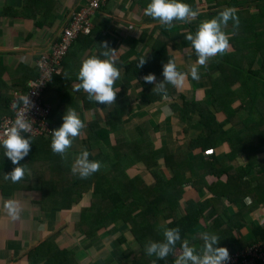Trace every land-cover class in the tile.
<instances>
[{
	"label": "crops",
	"instance_id": "crops-1",
	"mask_svg": "<svg viewBox=\"0 0 264 264\" xmlns=\"http://www.w3.org/2000/svg\"><path fill=\"white\" fill-rule=\"evenodd\" d=\"M83 4L84 0H0V120L11 113V96L14 93L22 96L29 81L37 76L35 62L38 57L58 39L70 13ZM156 25L144 19L142 10L134 6L132 0H111L93 19L92 35L79 36L71 45L62 60L60 73L53 76L43 93V101L51 110L50 123L55 129L63 123L62 117L68 107L75 109L85 124L80 136L68 149L66 161L52 153L49 137L31 138V150L20 161L29 173L19 183H12L5 181L3 175L17 165H13L0 148V197L3 200L15 199L22 207L20 219L12 221L3 208V200H0V264H134L141 244L132 238L130 224L122 225L121 221H115V231L103 230L92 237L76 229L84 209L97 200L96 207L98 204L101 206L100 193L91 194L83 202L78 200L71 209H51L52 196L46 204L47 209H42L39 204L41 188L51 187L53 193L57 188L67 187L72 174L71 164L82 149H87L94 159L101 157L105 160L104 174L101 175L100 169L96 172V181L91 177L87 182L109 194H118L120 189L125 201L132 204L130 210H133L135 218L145 210L146 203L155 202V191L146 192L156 183L154 174L166 180L175 176L173 182H167L170 190L158 195L162 202L160 211H167L168 203L180 202L181 205L175 207L180 217L184 214L185 202L194 200L198 203L209 197L206 186L211 184L212 178L203 180L202 191L206 194L198 195L191 181L198 183L202 173L193 168L197 177H190L191 172L186 173L185 167L179 163L185 157L199 154V148L194 150L190 147L200 132L198 116L188 118L184 113V121L178 114L182 112L179 107L184 104L182 96L208 106L216 103L213 95L206 96L208 78L196 80L194 85L187 76L190 96L181 90L182 86L166 85L167 94L158 96L151 88L150 103L143 99L142 85L129 74L126 64H117L124 53L129 52L127 47L132 38L153 44L155 40L149 33ZM169 30L171 37L177 28L171 26ZM169 41L171 46L178 48L177 40ZM103 42L116 50L115 65L121 70V77L115 85L119 91L111 107L89 101L84 91H73V85L78 82L76 73L81 60L93 54L99 55V46ZM172 56L184 58L176 65L178 71L187 73L185 70L187 64L194 61L193 55L174 50ZM235 88L237 102L234 107L249 105L252 101L245 97L243 85L237 83ZM255 101V113L262 112L263 100L257 98ZM227 113L230 115V111ZM241 113L244 114L243 111ZM110 118L113 119L108 123ZM232 118L247 122V118H240L238 114ZM251 123L257 128L235 134V158L227 159L226 155L232 149L228 142H225V147L216 149L221 161L223 185V188L217 187L220 211L218 216H210L211 211H208L206 221L192 228L190 235L196 236L197 241H189L197 248L202 245V240H199L202 232L217 235L220 240L215 246L227 248L229 254L264 240V231L258 228L264 227V118H253ZM243 126L242 122L238 124L239 129ZM140 128H143L142 135L138 131ZM106 130L110 132L109 136L104 133ZM151 146L155 147V153L157 149L162 150V156L168 160L162 156H159V161L148 156L137 159V154L145 156L144 150H151ZM243 172L249 173L243 177ZM224 194L230 195L232 200ZM104 207L109 209L106 226H110L115 206L109 203L106 207L105 202ZM167 223H155V230L151 234L146 233V240L162 241V227H167L164 226ZM83 227L90 230L91 224L85 223ZM159 232L161 235L154 239L152 236L159 235ZM122 237L124 242H120ZM178 254H174V260Z\"/></svg>",
	"mask_w": 264,
	"mask_h": 264
},
{
	"label": "trees",
	"instance_id": "trees-1",
	"mask_svg": "<svg viewBox=\"0 0 264 264\" xmlns=\"http://www.w3.org/2000/svg\"><path fill=\"white\" fill-rule=\"evenodd\" d=\"M103 1L104 2L101 3V8L99 9L98 14H100V10L111 0ZM149 2L150 0H132V4L138 9H141L142 12ZM183 2L189 4L193 10L199 12V15L195 20L190 23L174 21L172 26H176L177 31L170 37V27H162L158 21L145 16L143 12L146 21L158 24L149 33L152 40H155L154 43L149 44L148 41L144 42L143 39L139 40L132 38L129 47H127V51L129 52L124 53L121 61H118L117 64L119 65L121 62L126 64L129 74L132 75L136 81H140V84L142 85L143 99L146 102L151 103L152 100L148 99L150 94L149 90L151 88L153 89L155 85L146 83L142 77L148 74H154L156 82H162L164 79L162 75L163 65L166 64L169 59L174 60L175 63L184 59L183 57L182 59L172 58V51L174 50L189 52L193 55L192 59L194 61L187 64V70H185L188 73L197 57L190 43L186 41L185 35L190 32L194 33L200 21L216 16L217 13L225 7L236 9L239 17L238 28L234 31L232 22L229 21L228 27L225 29L227 33L231 34L229 40L230 48L228 52L223 55H217L211 59V66L207 70H203V68H200L199 70V79L208 78L209 88L206 90V96L213 95L216 99V103L208 106L204 102L199 104L195 100L189 101L182 96L184 104L181 108L179 107L182 112H178L182 120H184V113L188 115V118H192L193 115L198 116L200 132L197 133V137L193 139L190 147L194 150L199 148V154H194L191 158L185 157L180 160L179 163L185 167L186 173L191 172L190 177L193 175L197 177L193 168L199 169V172L202 173L198 183H193L191 181L192 185H194L193 189L198 195L199 193L202 194L204 192L202 191L203 180H205L206 177L212 178L211 184L206 186L209 197L198 203L194 200H188L185 202L183 205L184 214L180 217L177 215L175 209V207L177 208L181 205L180 202H177L176 204L168 203L166 204L167 211H160L162 202L158 199V195H162L164 191L170 190V188L167 187V182H173L175 176L170 180H166L165 178H161L154 174L156 183L149 190H146V192L155 191V196H153V201L155 202L146 203L145 210L141 215L139 213V216L135 218L132 214L133 210H130L132 204L125 201L124 194H122L120 189L118 194H109L103 189L100 191L98 186H91V184L87 182L91 177H94L93 179L96 181V173L87 179H80L78 176L71 174V179L67 182V187L61 189L57 188L53 193H51V187H46L48 189L50 188V190H45L46 188L43 186V188H41L39 204L42 209H47L46 204L50 201L51 196L53 200L51 209L61 210L71 209V207L77 204L79 199H82L85 193L90 195L93 194V196L95 192L100 193L102 195L101 206L98 204L96 207V204L98 203L97 200L93 201L92 205L84 209L81 212L80 221L76 224V229L79 230L81 234L85 233L86 236L92 237L103 230H108L109 232L115 231V221H121L122 225L123 223L130 224L132 226V229L130 230L132 238H134L137 243L141 244V251L139 252V255H137L134 264H152V261L156 259L146 255L144 247L148 243L145 237L146 233L151 234V230H155L154 225L157 222L162 224L165 221L168 222L166 225L167 227H179L182 240L188 239L191 241H197L196 236L191 237L190 235L192 228L200 224L202 221H206L205 218L208 211H211L210 216H218L220 211L217 204V197H219L217 187L222 186L223 188V185L221 184V161L216 154L217 147H225V142H228L232 149L230 153H227V159L235 158L236 156L233 157L237 142L235 134L253 131L257 128V125L253 126L254 124L251 123L252 119L264 118V109L262 112L258 111L255 113V100L259 98L264 102V0H183ZM172 39L178 41V48L170 45L169 40ZM142 42L144 43L143 46H139ZM246 51L247 53L243 54ZM254 51H256V54H254ZM143 56L146 63L143 67H137L139 59ZM188 76L195 85L196 80H193L190 75ZM237 83L243 85L245 97L250 98V102L252 101L247 106L234 107L237 102L235 88ZM49 84L50 83H48V85ZM156 95L158 96L159 94ZM227 111H230V115ZM242 111L244 114L241 113ZM234 114H238L240 118H247V122L245 120L240 121L236 118H232V115ZM112 119L113 118L108 119V123H111ZM240 122L244 123V126L241 129L238 128ZM53 129H55V127H53ZM138 131L142 135L143 128H140ZM104 133L108 134L106 136H109L110 132L106 130ZM50 142L51 139H49L48 143L50 144ZM134 152L137 153V150H134ZM162 154L163 152L160 149H157L155 153V147L151 146V150H144L145 156L137 154V159L148 156L154 161H159L161 159L159 156H162ZM162 157L168 160V157ZM89 159L101 162L102 167L100 169L101 175H103L104 158L100 157L99 159H94L90 156ZM109 160L110 158H108L107 161ZM173 172L175 174L174 169ZM248 173L249 172H243V177L248 175ZM56 177L59 178V174H56ZM213 178H215V180ZM135 179L136 178H132V180ZM180 185L182 186V184ZM205 194L206 192H204V195ZM224 196L227 199L232 200L230 195L224 194ZM221 198L223 197L220 196V199ZM105 202L106 207H108L109 203H113L115 206L112 211V224L110 226H106L109 222V209L104 207ZM136 209H139V207H136ZM95 210L98 211L95 212ZM158 211L160 212L158 213ZM128 213L129 216L127 215ZM146 222L147 225L145 224ZM85 223L91 224L90 230L84 229L83 226ZM258 228L259 230L264 231V227L262 228V226H260ZM124 240L125 239L122 237L120 242H124ZM150 240H152V238ZM199 240L201 241V239ZM179 248L180 244L178 242L174 253L170 254L165 260L156 259V264H173V256L174 254L179 253Z\"/></svg>",
	"mask_w": 264,
	"mask_h": 264
},
{
	"label": "clouds",
	"instance_id": "clouds-1",
	"mask_svg": "<svg viewBox=\"0 0 264 264\" xmlns=\"http://www.w3.org/2000/svg\"><path fill=\"white\" fill-rule=\"evenodd\" d=\"M144 15L159 22L164 28H169L174 21L190 23L195 20L199 12L183 2V0H150L143 10ZM229 21L232 22L233 30L239 26L237 11L231 7H225L216 16L199 22L194 33H187L185 39L190 43L197 57L195 63L190 67L188 73L180 72L174 60L169 59L163 65V81L157 83L154 74H148L142 79L149 84H154L152 91L156 94H167L166 85L173 87L182 86L187 76L193 80H199L200 68L207 69L209 61L217 55H223L230 48V35L225 31ZM115 49H111L107 42L99 46V55H90L83 58L76 73V80L73 91H84L87 93L89 101L98 102L109 107L113 106L119 88L116 81L121 77V70L115 66ZM100 57H103L100 58ZM146 60L141 57L137 67H143ZM23 108L16 118L0 131V148L13 165H17L10 172L3 175L5 181L19 183L25 179L29 170L25 165L21 166L23 160L31 150L32 139L24 138L26 133L32 131V122L26 117L25 113L33 105L28 95L21 98ZM63 123L50 133L51 151L59 155L63 160H67L68 149L71 148L73 140L80 136L85 124L77 114L76 110L68 107L62 117ZM91 153L87 149H82L74 158L71 164V173L80 179H87L102 167L101 162L90 160ZM3 200V197H0ZM3 208L12 221L20 219L22 207L19 201L9 198L3 200ZM162 241H149L144 251L146 255L156 259L165 260L174 253L179 242V254L176 255L174 264H226L230 259V253L225 247H215L220 238L209 232L200 233L202 245L197 248L188 239H181L179 227H162ZM156 259L152 264H156Z\"/></svg>",
	"mask_w": 264,
	"mask_h": 264
},
{
	"label": "built area",
	"instance_id": "built-area-1",
	"mask_svg": "<svg viewBox=\"0 0 264 264\" xmlns=\"http://www.w3.org/2000/svg\"><path fill=\"white\" fill-rule=\"evenodd\" d=\"M103 0H84L78 10L71 12L67 23L62 29L58 39L49 45V49L40 55L35 62L37 76L29 81L22 96L14 93L9 102L11 114L0 120V131H3L16 118L23 108L22 97L28 95L32 107L25 113L32 122V131L22 134L24 138H51L53 126L50 123V107L44 103L42 95L53 76L60 73L61 63L73 42L80 36L92 34L93 19L97 17ZM226 264H264V240L242 250L230 254Z\"/></svg>",
	"mask_w": 264,
	"mask_h": 264
},
{
	"label": "rangeland",
	"instance_id": "rangeland-1",
	"mask_svg": "<svg viewBox=\"0 0 264 264\" xmlns=\"http://www.w3.org/2000/svg\"><path fill=\"white\" fill-rule=\"evenodd\" d=\"M247 53V51L246 52H244L243 54H246ZM254 54H256V51H254ZM178 63H180V62H178ZM177 63V64H178ZM211 61H209V64H208V68L211 66ZM179 65V64H178ZM207 68V69H208ZM207 69H204L203 68V70H207ZM190 86H189V82H188V80L186 79V81H185V83L182 85V87H181V90H183L188 96H190V88H189ZM51 139V138H50ZM88 198H90V194H88V193H85L84 195H83V197H82V199H79L80 201L79 202H83V200L85 199V201L86 200H88ZM78 202V203H79ZM164 226H166V224H164ZM153 230V229H152ZM151 230V231H152ZM161 234H160V232H159V235H157V236H152V237H154V239H156L157 237H159ZM154 241V240H153ZM215 247H217V246H215Z\"/></svg>",
	"mask_w": 264,
	"mask_h": 264
}]
</instances>
